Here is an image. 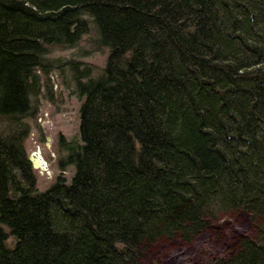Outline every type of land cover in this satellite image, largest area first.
<instances>
[{"label":"trees","instance_id":"obj_1","mask_svg":"<svg viewBox=\"0 0 264 264\" xmlns=\"http://www.w3.org/2000/svg\"><path fill=\"white\" fill-rule=\"evenodd\" d=\"M67 67L79 135L42 190L26 143ZM235 211L256 234L207 264H264V0H0V264H142Z\"/></svg>","mask_w":264,"mask_h":264},{"label":"rangeland","instance_id":"obj_2","mask_svg":"<svg viewBox=\"0 0 264 264\" xmlns=\"http://www.w3.org/2000/svg\"><path fill=\"white\" fill-rule=\"evenodd\" d=\"M59 57H75V50L59 51L53 56ZM82 60L93 68L91 75L97 76L106 64L107 53L92 52ZM73 78L68 67L65 71L53 73L51 93L45 90L40 97L38 118L33 122V130L26 143L29 156L40 151L48 162L45 169H36L42 190L47 189L61 173L59 162L64 152L59 147V136L71 139L79 135L82 98ZM73 172L74 168L68 166L64 175L70 180ZM259 224L260 221L245 211L221 215L191 242L183 241L179 236L146 242L142 264H207L215 257L232 254L242 237L256 234Z\"/></svg>","mask_w":264,"mask_h":264},{"label":"water","instance_id":"obj_3","mask_svg":"<svg viewBox=\"0 0 264 264\" xmlns=\"http://www.w3.org/2000/svg\"><path fill=\"white\" fill-rule=\"evenodd\" d=\"M51 140V137H49ZM34 169H45L48 165L47 160L41 155L40 151L32 153L29 156Z\"/></svg>","mask_w":264,"mask_h":264}]
</instances>
